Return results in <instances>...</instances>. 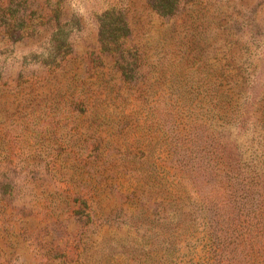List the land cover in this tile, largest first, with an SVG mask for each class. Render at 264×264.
Returning a JSON list of instances; mask_svg holds the SVG:
<instances>
[{"label":"rangeland","instance_id":"rangeland-1","mask_svg":"<svg viewBox=\"0 0 264 264\" xmlns=\"http://www.w3.org/2000/svg\"><path fill=\"white\" fill-rule=\"evenodd\" d=\"M0 264H264V0H0Z\"/></svg>","mask_w":264,"mask_h":264}]
</instances>
